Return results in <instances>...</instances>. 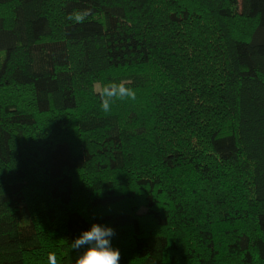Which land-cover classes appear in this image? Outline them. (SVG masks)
<instances>
[{
    "label": "trees",
    "instance_id": "trees-1",
    "mask_svg": "<svg viewBox=\"0 0 264 264\" xmlns=\"http://www.w3.org/2000/svg\"><path fill=\"white\" fill-rule=\"evenodd\" d=\"M0 264H264V0H0Z\"/></svg>",
    "mask_w": 264,
    "mask_h": 264
},
{
    "label": "rangeland",
    "instance_id": "rangeland-1",
    "mask_svg": "<svg viewBox=\"0 0 264 264\" xmlns=\"http://www.w3.org/2000/svg\"><path fill=\"white\" fill-rule=\"evenodd\" d=\"M25 91H29L28 89H26ZM67 117H65V119H66ZM67 121H70V119H68L67 118ZM63 132H61L62 134L64 133V135H68V136H72L73 135V131L72 130H68V129H65V130H62ZM53 136L55 137V138H59L60 137V135L58 134V133H55V132H53ZM74 140V139H73ZM83 176H82V178H81V181H80V183H79V185H77V190H76V192H90L89 191V189L91 188V187H89V184L87 185L86 184V175H88V174H82ZM92 176V175H91ZM93 177V176H92ZM93 178H95V177H93ZM100 179V178H99ZM87 180H89V178H87ZM93 180H95V179H92V178H90V181H93ZM94 183V182H93ZM94 190L92 189L91 190V192H93Z\"/></svg>",
    "mask_w": 264,
    "mask_h": 264
}]
</instances>
